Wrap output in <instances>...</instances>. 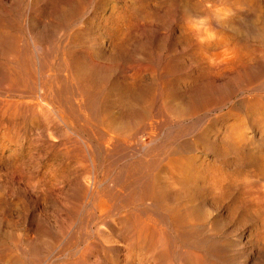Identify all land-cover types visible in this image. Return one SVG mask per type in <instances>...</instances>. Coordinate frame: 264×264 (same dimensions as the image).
I'll return each mask as SVG.
<instances>
[{"label": "rangeland", "instance_id": "rangeland-1", "mask_svg": "<svg viewBox=\"0 0 264 264\" xmlns=\"http://www.w3.org/2000/svg\"><path fill=\"white\" fill-rule=\"evenodd\" d=\"M154 135L226 186V212L246 200L247 216L221 241L234 245L233 264L264 261V0H0V264H56L55 199L79 230L80 214L93 208L77 212L74 197L90 198L94 180L109 173L124 183L148 179L155 165L135 150L150 154ZM180 192L171 186L166 204H183ZM97 228L121 251L118 259L98 253L103 264H206L182 256L187 241H176L173 260H152L117 231ZM202 232L196 251L222 264L216 241H202ZM62 247L58 264L83 251Z\"/></svg>", "mask_w": 264, "mask_h": 264}, {"label": "bare ground", "instance_id": "bare-ground-1", "mask_svg": "<svg viewBox=\"0 0 264 264\" xmlns=\"http://www.w3.org/2000/svg\"><path fill=\"white\" fill-rule=\"evenodd\" d=\"M175 100H176L175 96L174 95L171 96L172 104L174 103ZM179 104L182 105L180 102ZM180 105L179 107L181 108ZM149 112L151 113L150 109ZM106 122L110 123L112 121L110 122L106 121ZM144 123L146 124L148 122L146 121ZM122 124L124 125V123ZM124 127L125 126H123V128ZM141 132H142L141 128H139L136 129V131H134V134L135 136H139ZM142 133H144V131ZM108 136L109 135H107V137L104 138L101 144L99 143L101 146H104V148L106 147V149L109 147V145L110 146L113 145V142H111V139ZM159 136L157 135L151 136L152 150L150 154L147 153L148 148H144L142 150L137 148L135 150V153L137 154H139L140 151H143L141 153L142 156L141 163L152 162L153 165H155V167L151 166V169L153 167L154 168L151 171V175L149 174L150 177L149 178L147 177L148 179L145 180V177H143L141 178L142 181L139 182L130 181L128 183H124L122 177L121 179L120 176L109 177V175L111 174L109 173L108 177L105 179L106 181L104 180V182H101L97 179L94 180L93 187L89 193L90 198H88L89 196L88 197L86 196L87 194L82 198L78 196L74 197L72 203L76 206L77 212L83 210L85 207L89 205H91V207L93 208V210L88 214L87 213L83 215L80 214L81 217L76 213L77 214L76 217H80L78 220L81 222V227L79 230H78L79 227H77L78 225L74 227L71 224L70 220L68 221L69 223H67V221H64L62 219L61 213L64 211L68 212V208L63 206L65 208L63 210H60L62 204L59 200L61 199L59 198L55 199L54 201L55 209L57 210V212L54 211L56 215H54L53 221L51 220L52 223H50L49 228L51 230V234L53 233L52 254L54 259L57 260L56 264L59 263V259L61 260L60 255L58 256L57 253V249H58L57 245H59L61 241L64 242L65 248L64 247L62 248L65 254H70V255L72 254L73 256H76V254L73 251H75V249L80 246H82L83 249V251L80 252L81 256H76V258L73 261L65 262V264H88L87 261L90 260H88L85 257L87 253H89L90 256H93L92 261H95L96 264H103L100 262L98 257V253H103V251L107 252L108 255H112L115 259H118L121 253L120 249L113 245L107 246L106 244L112 243V240H110L108 236L104 237L103 234L101 233L100 228H97V230L94 229V227L99 224L108 227L112 232L117 231L119 236L129 246L131 245L135 246L137 252H144L149 259L152 260L162 259L163 261L165 259L173 260L177 252L176 241L181 240L188 242V243H183L181 247L182 249L180 248L183 251L182 256H185V258L188 261L197 263L200 260H204L206 264L207 263L211 264V260H210V256H212L210 254L211 252H208V250H205V248H199L196 251L197 232L202 229L203 237L200 238L202 241L203 240L208 241L210 240V238L211 240L216 241V245L218 246V250L216 252L218 255H220L219 258L216 257L218 259L217 261L222 264L234 263L232 260V256L230 255L231 249L234 248V245L225 244L224 241L223 242L221 241V238L223 235L222 233L230 227V224L233 223L234 220H238L240 223H242L243 218L247 216L248 205L246 203V200L243 197H239L238 199H235L232 205V207L234 208V212L233 213L232 212L230 213V211L226 212L225 207L228 198L226 196L227 195L226 186H223L220 183L216 184L215 182H213L212 180L213 178L212 177L210 178L209 176L210 175L209 171L208 172L206 170L202 172L194 171L192 168H190V165H188L189 158L184 156L182 152L176 151L174 145H170L166 141H163L162 137ZM86 146H88V144ZM80 150L82 152V156L85 159H87V156L84 155V152L86 150H84L83 148H80ZM87 150L88 152L86 153L91 154V156L88 158H90L92 162H95V158L93 157L91 149L90 150L87 149ZM110 156L111 155H109V157ZM159 164L162 165V168H159V170H157V166H159ZM263 168L264 167H262V169ZM201 177H203V179L205 180L210 178L205 183V186H203V189L202 187H200L202 190H204V192L201 189L195 188L196 181ZM175 184L181 186L180 195L184 203L181 205H177L173 202L166 204L165 199L168 195V189ZM99 189L101 190V192H99ZM31 204H33V202ZM68 214L70 215V212ZM208 223L214 226L209 229L208 232H210V234L206 232L207 236L205 237L204 232L205 229L208 227ZM62 229H65V233H62L63 231ZM6 232L7 234H9L8 233L9 231ZM45 234L47 235L48 232H45ZM42 236L43 235H41V237ZM43 242L45 243L46 241ZM33 247H35V245ZM40 247H42V242ZM44 248L42 247V250ZM39 252L41 251L39 250ZM90 264H92V262ZM119 264H128V263L120 262ZM132 264H135L134 261L132 262ZM169 264H173V263L170 262ZM256 264H264V261H260L259 263L257 262Z\"/></svg>", "mask_w": 264, "mask_h": 264}]
</instances>
